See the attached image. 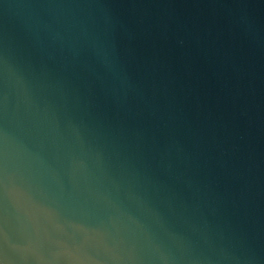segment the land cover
I'll use <instances>...</instances> for the list:
<instances>
[{"label": "water", "instance_id": "1", "mask_svg": "<svg viewBox=\"0 0 264 264\" xmlns=\"http://www.w3.org/2000/svg\"><path fill=\"white\" fill-rule=\"evenodd\" d=\"M0 264H264V0H0Z\"/></svg>", "mask_w": 264, "mask_h": 264}]
</instances>
